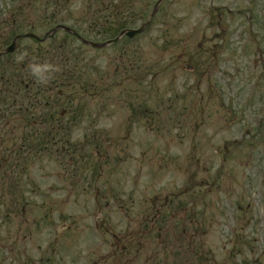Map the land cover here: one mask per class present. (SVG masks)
I'll return each mask as SVG.
<instances>
[{"label": "rangeland", "instance_id": "rangeland-1", "mask_svg": "<svg viewBox=\"0 0 264 264\" xmlns=\"http://www.w3.org/2000/svg\"><path fill=\"white\" fill-rule=\"evenodd\" d=\"M94 1L0 0V52L58 24L112 39ZM157 1L126 16L139 26ZM5 98L25 141L20 160L0 156V264H264V0H165L103 49L25 38L0 58L1 112ZM166 199L159 234L141 222Z\"/></svg>", "mask_w": 264, "mask_h": 264}, {"label": "flooded vegetation", "instance_id": "flooded-vegetation-1", "mask_svg": "<svg viewBox=\"0 0 264 264\" xmlns=\"http://www.w3.org/2000/svg\"><path fill=\"white\" fill-rule=\"evenodd\" d=\"M221 15V14H220ZM219 15V16H220ZM221 20V18H220ZM218 26H221V23L219 22L218 23ZM183 55L180 57V59L183 58ZM26 93L28 95H30L33 99H35L33 97V95L37 94V96L40 94V85H39V82L38 81H35L32 86H30L29 84H26ZM65 88V87H64ZM30 89L32 90V92H29ZM36 89L37 91L36 92H33V90ZM51 95H50V99H54V98H61L62 96H64V93L63 92H59L57 93L56 95H53L52 92H50ZM2 102L5 104L3 105V109H2V114H1V122L3 123L2 124V127L3 129H0V156H4L6 154H9L12 156V161H18L20 160V158L22 157V154L20 152V149L22 148V143L24 144V141H25V134H24V128H25V125L23 126L22 125V122L20 121V116L16 117V116H12L9 118L10 115H14L11 113V110H8L6 104H7V100L6 98L5 99H2ZM50 103L47 104V106H49ZM30 110V107H27L25 109V111L28 113ZM35 109H33V112ZM17 115H21V114H17ZM66 115L65 111H63L61 113V115L58 118V120H62L64 119L63 117ZM32 117L34 118L32 121H34L32 128H33V131H32V135H36V136H39V134L41 133V127H43L45 125L44 122L42 123H38V119H35V114L32 115ZM53 118H54V115H53ZM15 120V122H13ZM12 126V127H11ZM11 127V132L7 134V131L5 132L4 130H6L7 128ZM14 143H17V146L13 147V149L10 150V153L9 150H8V147L7 145L8 144H14ZM14 155H16L14 157ZM168 200L166 199L165 200V203H167ZM165 203L162 204L160 206V208L158 209H153V210H148L147 211V214L149 213V215L145 216V219H144V223H150L151 224V227L152 229H158L159 232L162 231V228L158 226V224L163 221L165 222L166 221V213L169 214V216L171 218H175L176 216V213H172V211H164L163 208L165 206ZM152 212V214H151ZM181 212H184L183 210H181ZM193 218V217H191ZM163 219V220H162ZM183 220V219H182ZM149 231L151 230H146V232L148 233ZM136 236L133 235V238H135Z\"/></svg>", "mask_w": 264, "mask_h": 264}, {"label": "water", "instance_id": "water-1", "mask_svg": "<svg viewBox=\"0 0 264 264\" xmlns=\"http://www.w3.org/2000/svg\"><path fill=\"white\" fill-rule=\"evenodd\" d=\"M161 2H162V0L157 4V8L159 7V5H160ZM157 8H156V9H157ZM148 25H149V23L143 25V26H142L140 29H138V30H127V31H125L123 34H127L129 37H134V36H136L137 34L142 33ZM117 40H118V39H117ZM117 40H115V41H117ZM115 41H110V42H108V43L105 44V45L111 44L112 42H115ZM90 44H91L92 46H94V47H99V46H100V45L93 44V43H90ZM105 45H103V46H105ZM17 47H18V44H17V42L15 41V42L13 43L12 46H10L8 49H6L5 52H6V53H12V52H14V51L17 49Z\"/></svg>", "mask_w": 264, "mask_h": 264}, {"label": "trees", "instance_id": "trees-1", "mask_svg": "<svg viewBox=\"0 0 264 264\" xmlns=\"http://www.w3.org/2000/svg\"><path fill=\"white\" fill-rule=\"evenodd\" d=\"M94 2H96L97 4V6H99V8H98V12H102V11H105L110 17H108V18H111V17H113V12H112V10H111V8H110V6L111 5H107V6H105V4L103 3V2H101L100 0H95ZM93 2V3H94ZM115 12V11H114ZM123 25H120L119 27L120 28H125V27H127L126 26V23H122Z\"/></svg>", "mask_w": 264, "mask_h": 264}, {"label": "clouds", "instance_id": "clouds-1", "mask_svg": "<svg viewBox=\"0 0 264 264\" xmlns=\"http://www.w3.org/2000/svg\"><path fill=\"white\" fill-rule=\"evenodd\" d=\"M34 72H35V73H39V72H40V69H39V68H35V69H34ZM41 80H43V77H41Z\"/></svg>", "mask_w": 264, "mask_h": 264}]
</instances>
